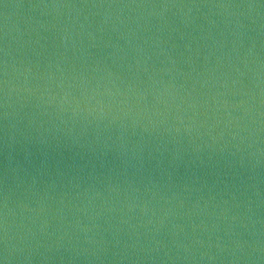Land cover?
Wrapping results in <instances>:
<instances>
[{
	"label": "water",
	"instance_id": "obj_1",
	"mask_svg": "<svg viewBox=\"0 0 264 264\" xmlns=\"http://www.w3.org/2000/svg\"><path fill=\"white\" fill-rule=\"evenodd\" d=\"M0 264H264V0H0Z\"/></svg>",
	"mask_w": 264,
	"mask_h": 264
}]
</instances>
